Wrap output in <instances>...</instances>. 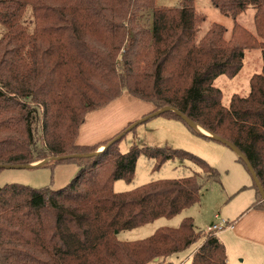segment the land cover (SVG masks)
I'll use <instances>...</instances> for the list:
<instances>
[{
  "label": "trees",
  "instance_id": "obj_1",
  "mask_svg": "<svg viewBox=\"0 0 264 264\" xmlns=\"http://www.w3.org/2000/svg\"><path fill=\"white\" fill-rule=\"evenodd\" d=\"M210 1L234 21L229 37L218 23L197 36L201 19L194 0L172 7L155 0H0V170L50 157L61 158L38 167L68 161L78 166L62 188L0 186V264H148L155 258L156 264H174L168 257L200 238L191 264H227L216 233L202 235L190 216L141 239L117 236L198 204L203 186L220 183L215 167L167 145L133 142L122 152L125 133L94 145L76 143L86 114L126 91L151 103V113L174 108L230 143L264 192V0ZM248 8L251 29L236 21ZM144 10L150 11L149 26L139 22ZM254 48L261 52V72L250 77L247 95L233 94L224 106L214 80L235 76L244 50ZM158 115L200 135L173 110ZM140 155L154 161L152 170L178 160L201 172L114 191L115 181L133 180Z\"/></svg>",
  "mask_w": 264,
  "mask_h": 264
},
{
  "label": "rangeland",
  "instance_id": "obj_2",
  "mask_svg": "<svg viewBox=\"0 0 264 264\" xmlns=\"http://www.w3.org/2000/svg\"><path fill=\"white\" fill-rule=\"evenodd\" d=\"M178 3L179 0H155V4L157 6L172 7L177 6ZM194 6L197 12V17L201 19L198 24V37L207 30L211 23H218L224 26L226 29V36L229 37L231 35V31L234 27V21L230 17L221 14L216 8H214L210 0H194ZM29 14L30 9L28 8L24 16V22L27 24H29L30 21ZM252 15L253 10L251 8H248L238 17L236 21L246 26V28L251 29L253 28ZM139 22L145 26H149L151 24L150 11H142L139 17ZM29 27L31 28V25H29ZM3 32L4 28L0 25V37ZM261 69L262 58L260 49H245L243 55V65L239 72L235 76L221 74L214 80V86L218 87L222 92V104L224 106H227L230 97L233 94H238L241 96L247 95L249 91L250 77L255 73L261 72ZM156 120L157 119H153L152 121L143 123L136 127L135 130H130L125 133L124 137L119 143L120 150L122 152L127 151L130 144H132L133 142L139 145H167L173 148H181L198 155L212 166H220L221 170H219L217 167L220 173V183H211L203 186L201 191L200 203L183 210L181 213L170 219L161 217L143 226L136 227L131 230L121 231L118 233V239L120 240L144 238L150 235L152 231H154L159 226L176 227L180 224L181 219L184 216L191 214L196 215V219L194 222L195 228L197 230H206L207 224L215 218H213L214 213H217L220 216L224 217L223 212L216 209L220 205V200L227 199L226 191L232 188L235 181L233 165L234 163L232 161L231 155L232 152L229 149L223 147L222 145H219L218 147V144L213 142L210 143V146L202 143L197 139V137H195L198 135L194 134L190 129H188V133L186 136L187 138H190L195 142H175L176 144L180 143L183 147L175 146L176 144L173 145L165 141L166 137L165 135H163L165 131H161L162 127L161 125L155 123L157 122ZM198 138L201 137L198 136ZM206 146L209 148H206ZM202 147H204L205 149H203ZM190 149L196 150L198 151V153ZM40 162L43 161L34 162L32 164H38ZM153 163L154 161L152 159L140 155L136 161L133 180L129 183L125 182L124 180H119L115 182L113 190L115 189L116 191H126L151 180L181 178L185 175L193 174L194 172H201L196 165L188 161H184L181 165L179 164L178 160H168L158 170H152ZM77 171L78 166L74 161L54 163L52 165L48 164L46 166L34 168H2L0 170V186L8 183H21L33 188L49 186L52 189H58L67 185L76 175ZM245 194L246 193H242V195H239V197H235L237 199L231 201L232 203H226L225 210L233 207L241 197L245 196ZM221 231L218 230V232ZM227 231L229 230H226L225 232ZM201 233L202 235L206 234L205 231H202ZM202 241L203 239L200 238L186 250L173 255L170 260L174 264H179L181 261V264H191L190 254L201 244ZM235 252V258L232 262L233 264H250L249 257L244 256L243 251L238 250ZM148 264L154 263L149 262ZM258 264H264V262Z\"/></svg>",
  "mask_w": 264,
  "mask_h": 264
},
{
  "label": "crops",
  "instance_id": "obj_3",
  "mask_svg": "<svg viewBox=\"0 0 264 264\" xmlns=\"http://www.w3.org/2000/svg\"><path fill=\"white\" fill-rule=\"evenodd\" d=\"M153 109L154 106L151 103L135 98L134 96L130 95L128 92L124 91L120 95V97L114 99L105 107L90 111L86 114L84 122L79 127L76 143L80 145H94L97 143H103L120 134L123 130L128 128L130 124L132 125L138 122V124L134 128L135 130L136 127H138L139 125L152 121L153 119H157L156 120L157 122L155 123L161 125L162 127L161 131L163 130L165 131L163 135H165L166 137L165 139L166 142L173 145L176 144L175 142H181V141H187L190 143L195 142L194 140L187 138L186 135L188 133L187 131L189 128L182 121L176 119H167L160 115L151 116L143 121L144 117L150 116L152 114L151 112H153ZM187 123L200 135L204 137H208V138H204L198 135L199 137H201L198 138V136H195L202 143L209 146L211 142L217 143L218 147L219 145H222L223 147L229 149L233 153V154L231 153V155H232V161L234 163L233 165H234L235 181L233 183L232 188L226 191L227 199L220 200V205L216 209L219 211L221 210V212H223L224 214V217L220 216L217 213L213 214V218L216 215H218L221 218H224L228 222V224H230V227L221 229L222 230V231L220 230L221 232L215 231L216 236L224 244L227 264H233L232 262L235 258L234 252L238 250L243 251L244 256L249 257L250 264L263 263L264 262V207L253 206L254 202L255 203H259L261 201L264 202V193L260 186V183L258 182V179L255 177L254 173L252 171H249L247 166L242 161L239 160V158H244V156L240 154L236 149L229 147V145H227L226 143H220L213 140V139L218 140L219 138L213 135L212 133H210L209 131L205 130L204 128H202L199 124L193 123L189 120H187ZM175 146H182V145L180 143H177ZM103 147H104L103 145H100L97 151L101 150ZM202 148L205 149L204 147ZM206 148L209 147L206 146ZM192 151L198 153V151L196 150H192ZM38 164H31L30 167L34 168V166ZM179 164L182 165L183 162L179 161ZM216 166L218 167L219 170H221L220 166L218 165ZM217 167L215 168L217 169ZM253 183L256 184L258 191L260 192V198L257 194L256 188L254 189V187H252ZM114 184H113V188H114ZM114 191L116 190L114 189ZM116 192H121V191H116ZM242 193H246L245 196L241 197L240 200H238V202H236V204L233 207H230L228 208V210H225L226 203H232L231 201L237 199L235 197H239V195H242ZM257 197L260 199V201H256ZM186 216L192 217L193 223L195 222L196 215L191 214ZM213 221H215V218L214 220L210 221L207 224V227ZM226 230L229 231L225 232ZM154 231H152V233ZM201 231H206V230H201ZM126 240H135V239H126ZM193 252L190 254V256H192ZM175 254H172L170 257H168V259L170 260L171 257H173V255ZM157 261L158 259L156 261L152 260L151 262L156 264ZM181 263L182 261L179 264Z\"/></svg>",
  "mask_w": 264,
  "mask_h": 264
},
{
  "label": "water",
  "instance_id": "obj_4",
  "mask_svg": "<svg viewBox=\"0 0 264 264\" xmlns=\"http://www.w3.org/2000/svg\"><path fill=\"white\" fill-rule=\"evenodd\" d=\"M165 109H170V110H173L175 113H177L178 115H180L181 116V118L187 123V120H189L186 116H184V115H182L181 113H179L176 109H174V108H170V107H165V108H163V109H161V110H159V111H156V112H154V113H152L150 116H146V117H144L143 118V121L144 120H146V119H148L149 117H151V116H154V115H158L159 114V112H161V111H163V110H165ZM189 121H191V120H189ZM192 122V121H191ZM194 123V122H193ZM138 124V122H136V123H134V124H130V126L128 127V128H126L124 131H122L119 135H117L116 136V138H118V137H120L122 134H124V133H127L132 127H134V126H136ZM188 124V123H187ZM189 125V124H188ZM190 126V125H189ZM219 138V137H218ZM218 140H220L222 143H226L227 145H229V147H232V148H234V149H236L234 146H232L230 143H228V142H226V141H224V140H222V139H218ZM104 148V147H103ZM103 148L101 149V150H99V151H97V152H95V154L96 153H98V152H100V151H102L103 150ZM237 150V149H236ZM238 151V150H237ZM239 152V151H238ZM240 153V152H239ZM241 154V153H240ZM59 158H61V157H50V158H48L47 160H43V162L42 163H40V164H38V165H36V166H34V167H38V166H41L42 164H44L45 162H47L48 160H51V159H59ZM243 161H244V163H245V165L247 166V168L249 169V171H252L253 173H254V171H253V169H252V167H251V165L249 164V162L247 161V159L244 157V158H241ZM31 165V164H30ZM30 165H5V166H2L3 168H9V167H12V168H14V167H17V168H30ZM254 175H255V173H254ZM255 177H256V175H255ZM257 178V177H256ZM259 182V181H258ZM261 186V185H260ZM262 188V187H261ZM263 190V189H262ZM264 193V192H263ZM155 261L157 260V258H155L154 259Z\"/></svg>",
  "mask_w": 264,
  "mask_h": 264
},
{
  "label": "built area",
  "instance_id": "obj_5",
  "mask_svg": "<svg viewBox=\"0 0 264 264\" xmlns=\"http://www.w3.org/2000/svg\"><path fill=\"white\" fill-rule=\"evenodd\" d=\"M226 227H230V224H228V222L224 218H221L220 216L216 215L215 221L209 224L206 229V232H215Z\"/></svg>",
  "mask_w": 264,
  "mask_h": 264
}]
</instances>
